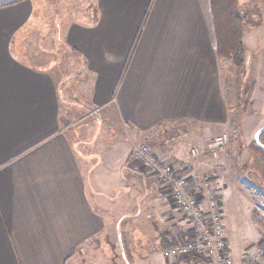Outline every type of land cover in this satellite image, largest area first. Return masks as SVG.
Returning <instances> with one entry per match:
<instances>
[{"label":"crops","instance_id":"0c3cea01","mask_svg":"<svg viewBox=\"0 0 264 264\" xmlns=\"http://www.w3.org/2000/svg\"><path fill=\"white\" fill-rule=\"evenodd\" d=\"M48 2L0 0V264H76L111 228L127 252L121 223L135 208L129 227L149 221L140 245H173L186 227L130 152L165 123L222 120L210 1L86 0L52 18ZM82 98L85 117H97L93 135L71 131ZM174 146H153L155 157L177 164ZM141 249L134 260L155 251Z\"/></svg>","mask_w":264,"mask_h":264},{"label":"rangeland","instance_id":"374dc122","mask_svg":"<svg viewBox=\"0 0 264 264\" xmlns=\"http://www.w3.org/2000/svg\"><path fill=\"white\" fill-rule=\"evenodd\" d=\"M48 5V13L52 18L54 13L70 10L66 9L68 6L75 8V11L82 8L85 10L86 0H56L54 8L50 2ZM237 12L243 18L242 24L245 27L241 60L236 61L231 56L226 58L217 56L221 75L222 120L204 125L193 121L168 122L159 126L157 133H141L137 137L139 139H136L138 145L134 149L147 147L152 151V155L155 154L153 146L166 147L167 150L175 145V150H181L184 155L183 160L179 159V162L176 160L177 164L165 163L179 172L191 173V183H201L202 186L204 185V190L211 186L213 192L217 193L223 211L222 222L228 250L234 259V264H241L253 256L256 245L264 246V150L254 140L256 131L264 126V0H237ZM213 34L216 52L214 24ZM56 58L61 60L56 68L63 73L70 71L68 66L71 63L67 54L62 53ZM80 69H83V66L75 70L78 72ZM75 77L76 74L63 79L60 86L67 87L69 81H73ZM79 91L76 89L74 95ZM76 103L77 109L71 110L70 117L74 123L71 125V131L74 130L75 125H77L76 129L87 126L88 130L90 129L88 135H93L95 133L93 126H97V117L95 115V122L94 116L85 117L91 107L90 103L83 98ZM63 104L66 107L65 102ZM218 137H222L225 144L222 149L217 148L213 152L208 148V144ZM259 140L264 144V132L259 135ZM192 149L199 150L200 153L198 151L192 154ZM144 169L143 174L147 177V182L150 181L154 187L164 189L150 168L144 167ZM135 214L136 208L127 213L121 223V231L129 247V250L126 247L127 252L120 249L116 229L111 228L108 233L103 234L104 236L100 235L93 242L82 246L76 264H162L164 260L161 258L162 249L169 245H161L162 243L159 244L157 239L156 242L152 241L149 247L140 245V240L136 236L137 228L144 231L143 235L146 236L145 230L149 229L147 227L149 221L145 223L141 220V223H137L138 226L129 227V222L135 223L132 221ZM178 214L183 225L187 227L182 215L176 211L175 215ZM183 229L184 227L178 230L174 243L183 237L181 232L186 228ZM162 235L165 236V232ZM129 240H132L131 243ZM152 247L155 251L148 260L144 258L134 260L133 257L140 255L141 248L148 251ZM187 259H173V263L197 264L186 261ZM259 263L264 264V255L259 259Z\"/></svg>","mask_w":264,"mask_h":264},{"label":"built area","instance_id":"2783aa9c","mask_svg":"<svg viewBox=\"0 0 264 264\" xmlns=\"http://www.w3.org/2000/svg\"><path fill=\"white\" fill-rule=\"evenodd\" d=\"M224 144L223 138L218 137L208 144V148L215 152L217 148L222 149ZM198 151L192 149V154ZM130 155L158 177L169 194L171 206L187 224L183 237L162 250L163 257L186 259L195 255L202 259L201 264H234L224 235L222 207L213 188L209 186L204 190L201 183H191V173L179 172L173 166L163 163L147 147L133 148ZM263 255L264 246L256 245L253 256L241 264H260L259 259Z\"/></svg>","mask_w":264,"mask_h":264},{"label":"trees","instance_id":"16d2710c","mask_svg":"<svg viewBox=\"0 0 264 264\" xmlns=\"http://www.w3.org/2000/svg\"><path fill=\"white\" fill-rule=\"evenodd\" d=\"M209 1L214 24L217 56L222 58L231 56L236 61H240L244 50L242 36L245 27L242 24L243 18L237 12V0ZM186 261L202 262V259L192 255Z\"/></svg>","mask_w":264,"mask_h":264},{"label":"water","instance_id":"95a60500","mask_svg":"<svg viewBox=\"0 0 264 264\" xmlns=\"http://www.w3.org/2000/svg\"><path fill=\"white\" fill-rule=\"evenodd\" d=\"M263 132H264V126L260 127V128L256 131L255 136H254V140H255L256 144H257L261 149L264 150V144H262V143L260 142V140H259V135H260L261 133H263Z\"/></svg>","mask_w":264,"mask_h":264}]
</instances>
